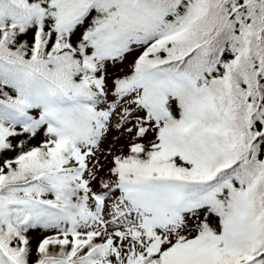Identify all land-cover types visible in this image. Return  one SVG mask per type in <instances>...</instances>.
<instances>
[{
    "label": "snow or ice",
    "instance_id": "1",
    "mask_svg": "<svg viewBox=\"0 0 264 264\" xmlns=\"http://www.w3.org/2000/svg\"><path fill=\"white\" fill-rule=\"evenodd\" d=\"M0 264H264V0H0Z\"/></svg>",
    "mask_w": 264,
    "mask_h": 264
}]
</instances>
